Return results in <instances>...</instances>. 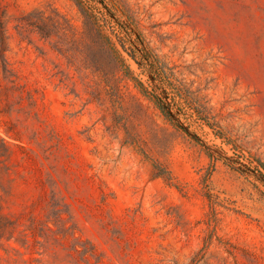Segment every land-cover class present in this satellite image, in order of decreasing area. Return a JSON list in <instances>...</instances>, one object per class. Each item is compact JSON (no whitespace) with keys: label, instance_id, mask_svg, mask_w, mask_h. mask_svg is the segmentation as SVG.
<instances>
[{"label":"rangeland","instance_id":"rangeland-1","mask_svg":"<svg viewBox=\"0 0 264 264\" xmlns=\"http://www.w3.org/2000/svg\"><path fill=\"white\" fill-rule=\"evenodd\" d=\"M88 1L132 73L0 0V264H264V0Z\"/></svg>","mask_w":264,"mask_h":264},{"label":"trees","instance_id":"trees-1","mask_svg":"<svg viewBox=\"0 0 264 264\" xmlns=\"http://www.w3.org/2000/svg\"><path fill=\"white\" fill-rule=\"evenodd\" d=\"M75 1L84 17L83 28L85 30V35L91 43L98 47V53L102 58L99 63L100 69L97 70L104 73H119L127 70L128 73H132L130 67L125 68V59L113 40L114 36L117 37V35L108 18L109 16L104 13L102 14L103 17L100 16L99 14L101 13L96 12V9H93L88 0ZM16 28L21 36L29 31H33L46 40H52L54 37H57L59 40H65L76 36L70 22L57 11H54L52 15L49 16H46L43 11L29 13L20 18ZM5 42L6 26L3 18L0 16V69H2L7 76L10 71L2 49ZM130 57L134 59L133 55H130ZM13 228L14 225L12 221L0 213V240L6 232L11 233Z\"/></svg>","mask_w":264,"mask_h":264}]
</instances>
